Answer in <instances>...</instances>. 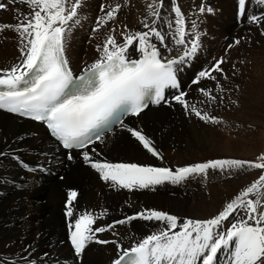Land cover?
Masks as SVG:
<instances>
[{"label":"bare ground","instance_id":"6f19581e","mask_svg":"<svg viewBox=\"0 0 264 264\" xmlns=\"http://www.w3.org/2000/svg\"><path fill=\"white\" fill-rule=\"evenodd\" d=\"M116 1L124 6L117 14L116 20L109 24L119 32L124 30L125 26L131 32L145 31L141 21L147 16L146 5L151 0H127L126 5L125 0ZM168 1L164 0L161 9L163 22L159 27L168 35L167 47L173 51L169 53L167 48L156 41L165 59L182 54V49L176 48L164 23L174 20V13L171 11L173 5L165 4ZM175 2L185 14L186 29L192 31L191 25L195 21L196 30L201 34L197 52L191 58H186L184 63L174 66L180 75V89H183L184 81H190V74L193 73L195 79L200 71L209 68L215 60L224 57L227 61L222 65L227 79L216 74L218 81L202 79L199 85L194 86H190L192 84L189 83L186 97L190 104H196L198 108L209 111L220 119L221 123L206 124L195 115L186 114L184 108L171 99L169 105L165 107L146 109L142 115L125 121L128 127L141 130L154 142L163 160L153 157L121 127L107 136L101 144L94 143L89 151L91 148L110 143L108 151L112 153L107 152L112 155L122 152L123 159H129L125 163L169 167L172 170L216 159L252 162L260 154L264 139V119L256 114L257 94L254 92L259 86L257 91L261 96L264 89V35H261L264 28H257L255 24L248 23L247 17L264 14V5L258 3V0H250L247 4V16L240 17L237 0H233L232 3L231 0H175ZM97 3L112 5V0H98ZM202 5L213 9V12L199 13ZM17 9L21 13L29 11L28 6L22 3L8 4L6 11L2 10L0 13V24L18 23ZM97 13H87L86 26L90 21L93 22V17L95 18ZM101 14L102 17L105 15ZM73 26L72 23L71 30L67 33L65 47L71 66L78 72L99 58L97 47L103 45L108 35L98 40L96 34L100 33L99 29L94 33L86 32L85 37L80 38L79 31L77 32ZM0 33L3 40L0 44V68L9 69L20 59L19 39L17 33L11 29H5ZM88 34L93 36L92 40L86 39ZM114 36L118 42H122L121 35ZM238 38L241 43L232 47L226 54L224 47ZM85 41H88L85 47L89 49V54L83 55L82 60L78 50L85 45ZM5 45H8L7 49ZM259 49L263 51V75L261 79H256L253 72L256 67L255 52ZM130 56L140 57V53L132 50ZM247 58L249 64L243 65L241 62ZM210 59L212 60L209 64ZM217 82L223 86L224 92L215 91ZM240 85L245 89L243 95L238 93ZM199 87L213 89V95L224 97L223 102L217 100L212 105L200 103L206 98L198 91ZM179 91L181 90H175V94H179ZM238 121H244L252 126L247 133L251 139L242 136L232 141L237 127L230 128L224 124ZM48 148V139L39 125L0 112V152L4 153L0 156V257L7 261V264H51L57 261L59 256L68 253L67 246L60 245L58 239L64 238L65 221L61 215L60 204L67 201V190L78 193L76 206L79 212L82 208L85 209L84 206L99 209L101 212L107 211L106 216L97 220V227L125 219L124 214L132 216L143 209L167 212L178 217L182 223L185 219L206 220L218 215L224 206L250 186L262 171L247 167L234 170L209 169L205 174L192 175L179 184L165 182L156 186L154 190L129 191L119 189L118 186H108L112 183L101 180L97 174L90 172L81 164L83 158L81 153H78L60 167L66 168L63 182L52 180L53 177L42 178L40 183L35 182L31 174L44 161L41 158L47 155L39 154V158L34 156V153L46 152ZM47 153L59 157L52 146ZM92 154L97 152L90 151L91 156ZM15 157L37 162L35 165H29L30 175H26L18 168L14 161ZM47 161L51 163L50 159ZM44 179L52 181L47 183ZM8 181L14 183L7 184ZM73 185H77L79 189L70 187ZM62 187H66L62 189L64 192L61 191ZM121 215L122 218L115 219ZM225 223L228 226V222ZM164 227L162 223L142 219H135L122 225L116 224L114 228L103 233L104 239L110 244L104 248H95L91 242L83 252L82 264H105L122 246L135 245L147 235ZM225 256V253L220 254L219 264H225Z\"/></svg>","mask_w":264,"mask_h":264},{"label":"snow or ice","instance_id":"6c2138e0","mask_svg":"<svg viewBox=\"0 0 264 264\" xmlns=\"http://www.w3.org/2000/svg\"><path fill=\"white\" fill-rule=\"evenodd\" d=\"M249 2L237 0L238 16H247ZM8 3L27 4L29 11L21 13L17 9L18 23L15 25L0 24V32L11 29L17 33L20 53L18 63L9 69H0V110L41 122L65 149L83 150V161L99 173L101 180L129 191L154 190L165 182L179 184L192 175L205 174L209 169H264V154L257 158L259 162L216 159L175 170L137 163L94 161L90 155V151L96 152L95 148L89 151L90 145L103 142L105 133L119 124L148 153L163 160L154 142L141 130L128 127L124 117L140 115L149 104L168 103L164 96L165 88L180 89L174 66L191 58L200 47L201 34L196 30V22H192V31L186 29L185 14L175 0H172L171 8L174 20L164 23L182 54L167 59L163 57L156 41L169 53L173 51L167 47L168 35L159 27L163 22L161 9L164 0H151L146 5L147 16L141 21L145 31L131 32L125 26L121 33L122 42L109 34L103 45L97 47L99 58L86 65L78 76L69 66L65 44L72 26L70 22L77 21L82 0H8ZM258 3L264 5V0H258ZM123 6L120 3L101 5L100 10L105 15L97 19V27L93 31L115 21ZM7 7L0 2V9ZM198 11L212 13L213 9L202 5ZM247 20L264 28V14L251 15ZM111 31L115 32V29ZM240 43L239 38L235 39L228 48ZM132 50L140 53L139 59L130 57ZM226 62L224 57L215 60L209 68L198 73L192 85H199L202 79L218 81L216 74L227 79L222 67ZM198 91L206 98L200 103L212 105L217 100H224L222 95H213V89L199 87ZM215 91L224 92L219 82ZM187 95L181 90L172 99L184 108L186 114L195 115L206 124L221 123L209 111L190 104ZM3 155L0 152V156ZM68 159H73L71 154ZM21 164L28 167L23 162ZM77 196L76 191H69L65 205L69 239L77 257L93 241L109 243L97 239V233L108 231L116 224L142 219L162 223L165 227L147 235L130 250H123L114 264H219L221 253L226 254L225 264H264V174L213 218L185 219L182 223L167 212L143 209L125 219L94 228L96 221L106 216L107 211L99 215L88 211L78 214L75 206ZM0 264H7V261L0 257Z\"/></svg>","mask_w":264,"mask_h":264},{"label":"rangeland","instance_id":"374dc122","mask_svg":"<svg viewBox=\"0 0 264 264\" xmlns=\"http://www.w3.org/2000/svg\"><path fill=\"white\" fill-rule=\"evenodd\" d=\"M103 1V0H102ZM105 1V0H104ZM232 1L233 0H231V3H232ZM98 2V0H83V4H82V7H81V9H79L78 10V17H77V19L78 20H80L77 24H78V28L80 29V30H78V28L74 25L73 27H75L74 29L78 32L79 31V34H78V36H80V38L82 37L83 38V36L85 37V35H86V32H92V33H94V31H90V28H89V26H90V24L91 25H95L96 27H97V19L98 18H100V17H102V14L101 13H103V12H101L100 10H99V4L97 3ZM116 4V3H119L118 1H116V0H112V5H114V4ZM101 4V3H100ZM165 4L166 5H170V4H172V0H169L168 1V3L167 2H165ZM24 5H26V6H28L27 4H24ZM103 5V4H102ZM107 5V4H106ZM122 5V4H121ZM4 11H6V9H4ZM10 11H9V9L7 10V13H9ZM90 12H98L97 13V15H96V17L94 18L93 17V22H91L90 21V23H89V25L88 26H86L85 24L87 23L86 21H85V18H86V20H87V13H90ZM3 13V12H2ZM83 14H86V16L85 15H83ZM256 15V14H255ZM257 15H259V14H257ZM83 16V17H82ZM84 19V20H83ZM94 19H96V20H94ZM84 21V22H83ZM95 21H96V23H95ZM73 23V22H72ZM93 23V24H92ZM108 25V26H107ZM107 25H105L104 27H102V28H100V33H98V34H96V38L98 39V40H100L101 38H105V36L106 35H109V34H113V35H121V33L124 31V30H122V31H117L116 29H115V31L116 32H112L111 30L112 29H114V27L111 25V24H107ZM83 26V27H82ZM257 27V26H256ZM94 28V26H91V30ZM257 28H260V27H257ZM103 29V30H102ZM107 29V30H106ZM82 33H81V32ZM96 32V31H95ZM117 33V34H116ZM88 35H90V38H88ZM87 36H86V39L87 40H92V38L91 37H93L91 34H88ZM99 36V37H98ZM168 40H169V38H168ZM87 45V43L84 45V46H82V48H80L79 50H78V52H79V54H80V59H82L83 60V58H84V56L83 55H87V53L89 54V49L87 48V47H85ZM257 45H260V44H257ZM2 46V45H1ZM228 46V45H227ZM227 46L226 47H224V51L226 52V50H227V52H229L230 51V49H228L227 48ZM8 48V45L6 46L5 45V49H7ZM87 49V50H86ZM239 54H242V55H245V54H243V53H240L239 52ZM134 56V55H133ZM133 56H131V57H133ZM255 57H256V67H254V72H253V75H254V77L256 78V79H261V77H262V75H263V68H262V58H263V51H261L260 49L259 50H256V52H255ZM211 60L212 59H210V60H208L209 62V64L211 63ZM200 61H201V58H200ZM201 63V62H200ZM243 65H248L249 64V60H248V58L245 60V61H243V62H241ZM0 69H7L6 67H3V68H0ZM189 78V77H188ZM194 78H193V73L192 74H190V81H188V82H185L184 81V86H183V91L184 92H186V93H188V86H189V83L190 84H192L191 82H192V80H193ZM248 79L249 78H247L246 79V81H248ZM190 86H194V85H190ZM259 87V86H258ZM258 87L254 90V92L257 94L256 95V97H257V104H256V109H257V112H256V114L258 115V116H260V117H262L263 119H264V89L261 91L262 92V95L261 96H259V93H258V91H257V89H258ZM245 89H244V86L243 85H240L239 87H238V93L239 94H241V95H243V91H244ZM177 95V94H176ZM225 126H227V127H230V128H233V127H237V132L235 133V135H234V138H233V140L232 141H236L237 139H238V137H244V138H249V139H251V136L250 135H248L247 133H248V131L249 130H251L252 129V126L251 125H249L248 123H246V122H244V121H238V122H236V123H230V124H224ZM43 145V144H42ZM50 145H49V148L48 149H46V152L47 151H49L50 150ZM110 147H111V144L110 143H108V144H106L105 146H103V145H100V147L98 146V147H96L95 149H96V152H97V154H92V158L94 159V160H98V161H102V162H111V163H125L126 161H129V159H127L126 160V158L125 159H123V157H124V154L122 153V152H120V153H118V154H115V155H112V154H109L108 152H111V151H108L109 149H110ZM40 151H41V149H39ZM108 151V152H107ZM107 152V156H105L104 154ZM112 153V152H111ZM262 154H264V139H263V141H262V150L260 151V154L259 155H257V157L252 161V162H259L258 160H257V158L260 156V155H262ZM95 155H97L96 157H95ZM104 159V160H103ZM122 160H123V162H122ZM32 161H33V163H32ZM30 163H29V165H35V164H37V162L36 161H34V160H32ZM51 170H54V168H52ZM260 171H261V169H259ZM26 175H29V174H27V173H25ZM261 174H264V169H262V171H261ZM260 174V175H261ZM259 177V176H258ZM258 177H257V179H258ZM256 179V180H257ZM47 183H50L52 180H56V179H52V180H48V179H44ZM61 182H63V181H61ZM10 183H14V181H8L7 182V184H10ZM45 185V184H44ZM108 186H112L113 187V185H108ZM67 187H69V186H67ZM70 187H75V188H77V189H79V187H77V185H73V186H70ZM61 191H63L62 189H61ZM64 192V191H63ZM63 203V202H62ZM62 203L60 204V206L62 205ZM130 214V213H129ZM127 215H128V213L127 214H124V216H126L127 217ZM120 218H122V215L121 216H119V217H116L115 219H120Z\"/></svg>","mask_w":264,"mask_h":264}]
</instances>
